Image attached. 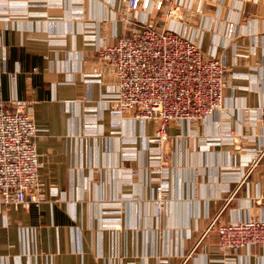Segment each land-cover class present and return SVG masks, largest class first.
<instances>
[{
	"label": "crops",
	"instance_id": "obj_1",
	"mask_svg": "<svg viewBox=\"0 0 264 264\" xmlns=\"http://www.w3.org/2000/svg\"><path fill=\"white\" fill-rule=\"evenodd\" d=\"M182 1L187 22L151 20L220 59L230 82L223 110L197 126L170 124L173 201L158 218L146 142L157 123L115 118L118 79L100 69L98 45L124 34L123 1L0 0V99L34 106L47 197L0 199V264H264L263 243L222 262L216 229L188 256L215 219H264V157L242 183L264 140V0Z\"/></svg>",
	"mask_w": 264,
	"mask_h": 264
},
{
	"label": "built area",
	"instance_id": "obj_2",
	"mask_svg": "<svg viewBox=\"0 0 264 264\" xmlns=\"http://www.w3.org/2000/svg\"><path fill=\"white\" fill-rule=\"evenodd\" d=\"M122 1L124 6L119 13L125 23L124 34L97 47L100 69L115 72L118 79L110 100L113 115L118 119L156 122L157 141H163L170 124L197 126L203 118L223 110V91L230 82L227 66L216 57H207L198 42L165 25L159 28L151 20L154 12L162 18L187 22L189 17L182 13V7L168 0ZM100 69L94 68L92 72L101 74ZM257 121L264 135V105L259 109ZM37 134L32 102L22 98L8 102L0 99V199L8 206H40L47 199L39 176ZM149 142L147 148L153 160L147 171L152 177L167 181V184L152 183L153 204L163 216L168 212L160 200L168 197L169 155L163 160L164 148ZM263 157L264 140L246 162L242 183ZM118 201L122 202V197ZM216 221L199 241L210 229H216L218 249L228 256L227 260L245 248L264 244V219L232 220L217 227Z\"/></svg>",
	"mask_w": 264,
	"mask_h": 264
},
{
	"label": "rangeland",
	"instance_id": "obj_3",
	"mask_svg": "<svg viewBox=\"0 0 264 264\" xmlns=\"http://www.w3.org/2000/svg\"><path fill=\"white\" fill-rule=\"evenodd\" d=\"M156 1V0H155ZM169 2H172V3H174V5L176 4V5H179V6H181V7H183L182 6V0H168ZM124 25H125V23H124ZM94 26V25H93ZM112 97H113V95L111 94L110 95V100L112 99ZM261 107V106H260ZM116 118V117H115ZM170 126V125H169ZM159 129H157V126H156V128H155V130L153 131V133L152 134H149V136H147L148 138H150L151 140H152V138H153V141L152 142H149V141H146V142H149V144L150 145H154V146H156V145H158V144H160L161 146H162V148H164V151H165V154L162 156V158H163V160H165L166 159V154H168L169 156H167V159L169 160V162H170V159H171V156H170V152H169V150H168V143H169V141L171 140V134L169 133V127H168V129H167V131H168V136H167V139L166 140H163V141H157V139H158V136H157V131H158ZM153 159L149 156V151H148V148H147V163L149 164V162L150 161H152ZM166 161V160H165ZM130 171H131V173L133 174V175H137L138 174V170L136 169V168H130ZM156 177H159V174L158 175H155ZM152 177V175L148 172V176H147V182H148V184H150V186L152 187V183H157V182H159V184H163V182L165 183V184H167V181H164V179H160V178H154V177H152V178H154V179H152L151 178ZM168 197H167V199H162V200H160V204H161V206L162 207H165L166 208V210H169L170 209V206H171V203H172V201H173V198L171 197V193H170V176H169V179H168ZM167 191V190H166ZM155 192V190H153L152 189V192H151V196H150V202L152 203V205H153V208H154V210H155V216L156 217H158V218H163V217H167L168 215V212L166 213V215H163V216H160L159 214H158V212H157V210H156V208H155V205L153 204V202H154V193ZM123 199V198H122ZM121 203L122 202H119L118 200H117V202H116V205L117 206H119V205H121ZM214 221V220H213ZM232 220H229V221H225V222H218V221H216V227L219 225V224H221V223H229V222H231ZM160 234V233H159ZM218 245H219V243H218ZM202 248V242L201 241H199V242H197L194 246H193V248H192V250L188 253V256L189 255H191V254H193L194 252H197V251H199L200 249ZM189 249H191V247L189 246ZM219 252H220V250H219ZM186 252L184 253L183 252V254L182 255H185V254H187ZM221 253V252H220ZM222 254V253H221ZM227 258H228V256L226 255V254H223L222 255V262L224 261V260H227Z\"/></svg>",
	"mask_w": 264,
	"mask_h": 264
},
{
	"label": "trees",
	"instance_id": "obj_4",
	"mask_svg": "<svg viewBox=\"0 0 264 264\" xmlns=\"http://www.w3.org/2000/svg\"><path fill=\"white\" fill-rule=\"evenodd\" d=\"M217 233V232H216ZM217 236H218V242H219V235H218V233H217Z\"/></svg>",
	"mask_w": 264,
	"mask_h": 264
}]
</instances>
